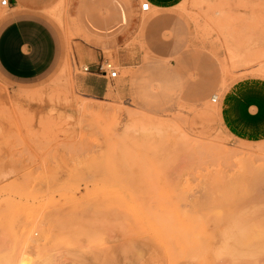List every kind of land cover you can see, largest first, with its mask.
I'll list each match as a JSON object with an SVG mask.
<instances>
[{"label": "rangeland", "instance_id": "obj_1", "mask_svg": "<svg viewBox=\"0 0 264 264\" xmlns=\"http://www.w3.org/2000/svg\"><path fill=\"white\" fill-rule=\"evenodd\" d=\"M141 1L52 0L58 65L0 72V264H264V0Z\"/></svg>", "mask_w": 264, "mask_h": 264}, {"label": "crops", "instance_id": "obj_2", "mask_svg": "<svg viewBox=\"0 0 264 264\" xmlns=\"http://www.w3.org/2000/svg\"><path fill=\"white\" fill-rule=\"evenodd\" d=\"M51 1L10 0V10L0 13L1 73L13 79L29 81L51 73L58 65L63 50L62 38L56 24L42 12ZM147 1L166 8L179 0ZM120 9L123 14L121 4ZM250 105L248 100L245 103L247 111Z\"/></svg>", "mask_w": 264, "mask_h": 264}, {"label": "built area", "instance_id": "obj_3", "mask_svg": "<svg viewBox=\"0 0 264 264\" xmlns=\"http://www.w3.org/2000/svg\"><path fill=\"white\" fill-rule=\"evenodd\" d=\"M10 0H0V6L8 7ZM150 8L149 1H141L140 9L146 11ZM81 69L90 73L100 74L106 77L107 79H114L118 75L117 66L113 61L107 58H102L101 60L96 61L95 63L85 64L81 66ZM211 100L216 101L218 96L215 94L211 95Z\"/></svg>", "mask_w": 264, "mask_h": 264}, {"label": "bare ground", "instance_id": "obj_4", "mask_svg": "<svg viewBox=\"0 0 264 264\" xmlns=\"http://www.w3.org/2000/svg\"><path fill=\"white\" fill-rule=\"evenodd\" d=\"M3 7V6H2ZM215 95H217V94H215ZM219 97V96H218ZM94 104H91V103H85V104H83V106H93ZM87 108V107H86ZM94 109L96 108V106L95 107H93ZM255 174V173H254ZM255 177V176H254ZM252 178V177H251ZM260 178H258V180H259ZM239 236V235H238ZM264 244V243H263Z\"/></svg>", "mask_w": 264, "mask_h": 264}]
</instances>
